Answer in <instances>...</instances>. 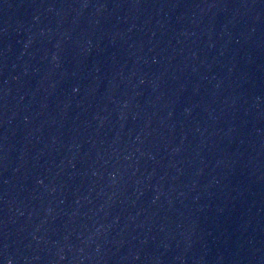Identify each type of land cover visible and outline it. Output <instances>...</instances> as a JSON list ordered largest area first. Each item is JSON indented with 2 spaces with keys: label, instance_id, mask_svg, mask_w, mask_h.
Segmentation results:
<instances>
[{
  "label": "water",
  "instance_id": "water-1",
  "mask_svg": "<svg viewBox=\"0 0 264 264\" xmlns=\"http://www.w3.org/2000/svg\"><path fill=\"white\" fill-rule=\"evenodd\" d=\"M0 264H264V0H0Z\"/></svg>",
  "mask_w": 264,
  "mask_h": 264
}]
</instances>
